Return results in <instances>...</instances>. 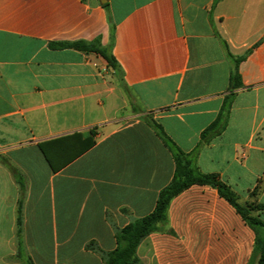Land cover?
I'll return each mask as SVG.
<instances>
[{
    "label": "crops",
    "instance_id": "1",
    "mask_svg": "<svg viewBox=\"0 0 264 264\" xmlns=\"http://www.w3.org/2000/svg\"><path fill=\"white\" fill-rule=\"evenodd\" d=\"M95 40L185 153L229 95L227 53L246 55L225 128L195 164L264 205L263 184L250 196L264 178V0H0V264H105L115 230L150 214L171 181L172 155L106 62L52 47ZM91 130L94 145L52 171L38 144ZM167 218L138 245L137 264L250 260L254 232L215 189H186Z\"/></svg>",
    "mask_w": 264,
    "mask_h": 264
},
{
    "label": "trees",
    "instance_id": "2",
    "mask_svg": "<svg viewBox=\"0 0 264 264\" xmlns=\"http://www.w3.org/2000/svg\"><path fill=\"white\" fill-rule=\"evenodd\" d=\"M52 47L71 48L87 53L91 52L100 56L106 62L107 67L114 73L118 86L126 96L131 110L139 114V119L154 131L156 136L172 155L174 162V171L171 181L159 191L153 211L144 217L132 220L124 228L115 230L116 248L110 252L104 253V263L137 264L138 258L136 249L140 242L151 233L163 231V228L167 225V212L171 200L191 186L198 185L209 186L215 189L219 197L228 202L254 232L255 239L253 251L247 264H254L255 261L257 264H264V220L260 218V212L264 210V205L256 201L241 202L238 195L221 181L218 174L203 173L195 164V155L198 149L214 136L220 134L225 128L228 112L235 96L234 91L242 87L238 67L239 63L245 59L246 55L234 58L227 53L233 62V68L229 79V95L225 98L215 120L201 133L200 142L196 150L185 153L167 136L162 126L153 119L152 113L144 112L138 108L130 90L124 82L123 72L114 56L111 54L110 48L102 47L99 40L93 42H61L52 45ZM95 134L93 130L89 131L86 136L82 133H73L71 135L40 142L38 146L50 169L56 172L90 149L94 145ZM64 145H66L67 152H70L67 154L66 158L60 160L57 155H59V153L63 155L65 149L63 147ZM259 182L260 184H258L250 194L253 198L261 191V185H264V178L261 181L259 180ZM164 231L172 233L171 230Z\"/></svg>",
    "mask_w": 264,
    "mask_h": 264
},
{
    "label": "rangeland",
    "instance_id": "3",
    "mask_svg": "<svg viewBox=\"0 0 264 264\" xmlns=\"http://www.w3.org/2000/svg\"><path fill=\"white\" fill-rule=\"evenodd\" d=\"M114 75V74H113ZM264 200V199H263Z\"/></svg>",
    "mask_w": 264,
    "mask_h": 264
}]
</instances>
